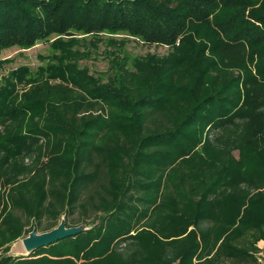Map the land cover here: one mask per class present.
I'll return each mask as SVG.
<instances>
[{"label":"trees","instance_id":"obj_1","mask_svg":"<svg viewBox=\"0 0 264 264\" xmlns=\"http://www.w3.org/2000/svg\"><path fill=\"white\" fill-rule=\"evenodd\" d=\"M39 44L0 83V264H264V0H0V66Z\"/></svg>","mask_w":264,"mask_h":264},{"label":"rangeland","instance_id":"obj_2","mask_svg":"<svg viewBox=\"0 0 264 264\" xmlns=\"http://www.w3.org/2000/svg\"><path fill=\"white\" fill-rule=\"evenodd\" d=\"M128 51L132 54L136 55H146L147 53H156L158 55H165L168 53V48L162 47V46H142V45H136L135 43L128 44ZM48 54V48L44 44H39L36 46L35 49L28 50L27 52L22 53L21 55L18 54V52L14 50H8L6 53H4L1 57V59H6L13 57L15 60L14 62L10 64H6L4 67L0 66V83L3 80L2 78L4 76H7V74L15 68L20 67L21 65H28L30 66L34 71L36 70V67L41 63L39 60V55H47ZM2 59V60H3ZM91 69L93 71H105L106 63L103 61H98L95 64H90ZM4 200L7 201V197L3 196ZM25 235L20 236L16 240L12 241L11 244L7 245L4 248L9 249V255H25L26 251L24 250V244L23 239L25 238ZM3 249H0V255H3Z\"/></svg>","mask_w":264,"mask_h":264},{"label":"water","instance_id":"obj_3","mask_svg":"<svg viewBox=\"0 0 264 264\" xmlns=\"http://www.w3.org/2000/svg\"><path fill=\"white\" fill-rule=\"evenodd\" d=\"M87 229L86 226L68 228L67 225H65V218L63 217L59 226L50 232L39 234L36 229L30 232L28 236L23 239L24 250L26 251V254H28L43 246H48L60 240H64L65 238H69L70 236L80 234Z\"/></svg>","mask_w":264,"mask_h":264},{"label":"crops","instance_id":"obj_4","mask_svg":"<svg viewBox=\"0 0 264 264\" xmlns=\"http://www.w3.org/2000/svg\"><path fill=\"white\" fill-rule=\"evenodd\" d=\"M259 249H263L262 256L264 258V240L258 244Z\"/></svg>","mask_w":264,"mask_h":264}]
</instances>
